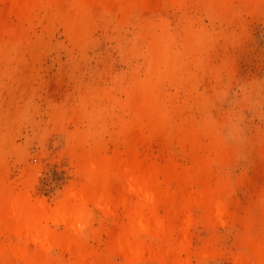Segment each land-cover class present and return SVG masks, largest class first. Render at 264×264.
<instances>
[{"label":"bare ground","instance_id":"bare-ground-1","mask_svg":"<svg viewBox=\"0 0 264 264\" xmlns=\"http://www.w3.org/2000/svg\"><path fill=\"white\" fill-rule=\"evenodd\" d=\"M187 1L0 0V57L13 49V43L23 41L41 9L53 10L79 45L99 17L123 21L137 12L152 13L161 5L180 8ZM232 2L251 12L259 7L258 0H198L210 14L222 17ZM139 20L145 67L143 76L133 70L119 85L124 97L117 100L118 112L113 111L118 128L115 148L110 150L103 138L111 106L82 98L81 107L64 118L74 125L71 157L80 180L55 208L32 196V173L18 188L6 182V154L0 152L3 264H130L145 255L162 264H186L192 256L204 262L212 242L193 248L192 225L201 222L215 229L228 223L231 188L209 181L215 170L228 163L231 151L221 141L215 123L178 117L177 96L167 90L191 84L205 34L187 23L185 48L180 51L167 26L149 16ZM5 36L9 39L3 45ZM198 103L203 106L202 101ZM163 139L183 149L192 166H181L161 153L150 154L152 144ZM103 236L106 256L94 252L90 244ZM241 237L240 246L247 251L235 263L264 264V230H245Z\"/></svg>","mask_w":264,"mask_h":264},{"label":"rangeland","instance_id":"rangeland-1","mask_svg":"<svg viewBox=\"0 0 264 264\" xmlns=\"http://www.w3.org/2000/svg\"><path fill=\"white\" fill-rule=\"evenodd\" d=\"M258 4L251 12L232 2L224 17L210 14L198 0H188L180 8L161 5L123 21L99 17L79 45L53 10H39L23 41L13 43V49L0 57V152L6 154V182L18 188L32 173V196L55 208L80 180L71 157L74 125L65 115L77 111L84 97L110 105L103 138L113 150L118 129L114 114L119 110L117 100L124 97L119 85L133 70L143 76L145 67L139 19L149 16L167 26L180 51L185 48V26L191 23L205 34L196 55L199 64L192 67L193 81L185 89L167 90L177 96L182 114L178 117L218 126L231 154L209 182L231 188L232 205L228 223L215 229L201 222L192 225V247L211 242L212 246L204 262L192 256L186 264H236L235 258L247 251L240 246L241 233L264 230V0ZM8 39L5 36L2 44ZM149 152L192 166L184 150L166 139L152 144ZM90 244L94 252L108 255L106 236ZM130 264L162 263L145 255Z\"/></svg>","mask_w":264,"mask_h":264}]
</instances>
